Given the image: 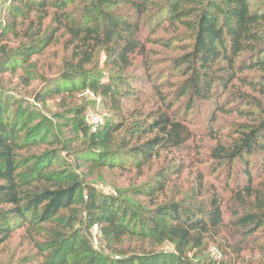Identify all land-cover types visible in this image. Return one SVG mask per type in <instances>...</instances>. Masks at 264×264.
<instances>
[{
  "label": "rangeland",
  "instance_id": "374dc122",
  "mask_svg": "<svg viewBox=\"0 0 264 264\" xmlns=\"http://www.w3.org/2000/svg\"><path fill=\"white\" fill-rule=\"evenodd\" d=\"M155 1L152 6L164 7L167 4V0ZM113 9L124 12L135 22L139 21L145 39H177L170 47L147 42V50L132 57L127 67L116 59L110 46L98 48L93 62L86 68L107 83L128 79L134 90L130 99L121 102L120 109H113L107 98L88 86L74 92H52L55 80L70 71L73 63L78 61L74 57V46L68 45L69 35L65 30L54 32V10L50 9V16L41 24L42 34L34 37L37 31L34 23H39L35 19L38 13L33 11L28 18V10L22 2L6 5L5 0H0V58L6 53L13 54L9 70L0 74V87L9 91L18 102L10 113L19 110L25 121L19 127V135L28 143L18 153L20 171L34 166L41 158L48 164L51 154L59 153L60 160L53 162L44 174L49 178L81 184L74 208L63 211V215H74L71 219H76V222L72 229H76L104 255L106 262L101 264H117L119 257L133 255L146 256L148 264H177L179 253L172 238H165L160 233L149 237L125 236L120 241H111L102 236L98 226L87 228L86 205L90 187L98 193L115 197L121 203L140 206L153 217L156 208L165 204H178L184 209L196 207L208 213L217 197L225 217L219 234L210 236L200 247L190 245L185 253L191 260L202 264L223 260L226 252L243 241V235L233 223L236 213L258 208L245 190L250 184L247 169L252 172L253 185L262 184L264 155L251 156L247 168L239 161L232 166H221L215 154L224 148V151L232 152L240 143L244 123L254 122L253 117L243 113L248 105L237 96L249 94L256 101L264 100L260 90L239 79L242 75L251 76L259 72L237 70V78L223 96L197 102L192 110L186 106L188 97H182L173 110L178 114L176 117L184 120L191 129V139L179 147L157 149L149 162L139 166L128 157L129 149L153 137L157 130L135 132L132 128L139 122L153 121L156 111H165L166 105L173 101L168 98L174 97V84L183 78L175 72L171 59L187 51L186 45L190 40L186 28L180 23H171L168 14L160 10L154 9L151 15L147 13L139 20L140 15L130 6L119 5ZM10 10L15 16L9 14ZM29 45H37L42 52L25 61L20 53ZM12 66L16 69H10ZM38 94L44 99L38 101ZM95 117L99 118L97 124L93 121ZM113 125L124 126L107 138L105 133ZM127 143H132L129 149L125 148ZM113 150L121 154L117 161L122 166L99 164L100 161H109L104 155ZM157 220L164 228L173 224L166 217H157ZM57 230L69 231L53 221L25 224L16 229L11 239L0 246V264H60L72 260L75 250L69 240L61 238V246L56 248L54 245ZM250 243L251 248L241 252L238 258L228 255V262H264V227Z\"/></svg>",
  "mask_w": 264,
  "mask_h": 264
},
{
  "label": "trees",
  "instance_id": "16d2710c",
  "mask_svg": "<svg viewBox=\"0 0 264 264\" xmlns=\"http://www.w3.org/2000/svg\"><path fill=\"white\" fill-rule=\"evenodd\" d=\"M5 2L6 5L22 2L28 10V18L33 11L38 13L39 16L35 19L39 20V23H34L37 30L34 37L42 34L41 24L50 16V9L54 10V32L65 30L69 35L68 45L74 46V57L78 58V61L73 63L70 71L55 80L52 92H74L88 86L107 98L113 109H120L121 102L130 99L134 90L128 79L107 83L86 68V65L93 62L98 48L102 45L110 46V51L116 59L124 62L127 67L132 57L147 50V42H158L170 47L177 40L145 39L140 22L133 21L124 12L113 7L127 5L134 8L140 15L139 20L147 13L151 15L154 9L160 10L168 14L171 23H180L186 28L190 40L186 45L187 51L171 59L175 72L183 78L174 84V97L168 98L175 102L170 101L164 108L165 111L158 109L153 121L139 122L132 128L135 132L157 130L153 137L139 144L125 145V148L131 146L128 148V157L139 166L149 162L157 149L179 147L191 139V129L184 120L176 117L178 114L173 110L175 103L182 97H188L186 106L189 110H192L197 102L220 98L237 78V70L258 71L256 75H242L239 79L264 95V0H167L164 7L152 6L156 4L155 0ZM9 14L15 16L12 10ZM29 38L32 41L31 35ZM40 52L42 49L34 45L24 48L20 57L27 61L32 55ZM12 59L13 54L10 53L0 58V74L9 70L8 65ZM10 69L15 70L16 67L12 66ZM13 97L9 91L0 87V246L6 244L14 231L25 224L38 225L53 221L57 222L59 227L69 230L56 231V248L61 246L60 240L63 238L69 240L75 250L72 260L60 264L106 262L101 252L76 229H72L76 222V219H71L74 215H63V211L74 208L81 184L49 178L44 174L53 162L60 160L59 153L53 152L48 164L41 158L34 166L20 171L18 153L24 150L28 143L19 135V127L25 123L19 110L15 109L10 113L13 105L18 104ZM237 98L248 105L243 113L255 120L253 123H244L240 143L235 145L232 152L224 151V148L215 154L221 166H232L235 161L248 166L251 156L264 155V100L256 101L249 94H240ZM37 99L41 101L44 98L38 94ZM123 126H110L105 133L107 138ZM147 126L149 128H146ZM120 155L119 151H108L104 156H107L109 161H100L99 164L121 167V163L117 161ZM262 163L264 166V158ZM247 175L250 184L245 190L258 208L255 211L236 213L233 220L239 233L243 235V241L240 243L245 245L235 244L225 253L223 260H216L213 264H231L226 259L228 255L238 258L241 252L251 248V240L264 227V182L253 185L250 169H247ZM154 215H148L140 206L121 203L115 197L98 193L90 187L86 205L87 228L98 226L102 236L111 241H120L125 236L149 237L160 233L165 238H172L176 243L179 253L177 264H202L188 257L185 253L187 247L192 244L200 247L210 236H217L225 222L224 211L217 197L213 199L208 213L196 207L184 209L178 204H165L156 208ZM157 217L169 218L173 224L164 228ZM117 264H148V261L146 256L133 255L119 257Z\"/></svg>",
  "mask_w": 264,
  "mask_h": 264
},
{
  "label": "built area",
  "instance_id": "2783aa9c",
  "mask_svg": "<svg viewBox=\"0 0 264 264\" xmlns=\"http://www.w3.org/2000/svg\"><path fill=\"white\" fill-rule=\"evenodd\" d=\"M93 121H94V123H98L99 122V118L98 117H95L94 119H93Z\"/></svg>",
  "mask_w": 264,
  "mask_h": 264
}]
</instances>
